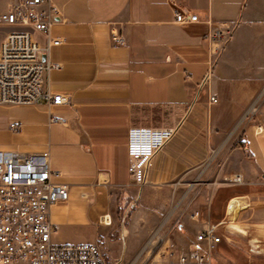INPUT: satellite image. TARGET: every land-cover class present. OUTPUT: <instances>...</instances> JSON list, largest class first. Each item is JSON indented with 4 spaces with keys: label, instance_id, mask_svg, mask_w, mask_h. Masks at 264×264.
Listing matches in <instances>:
<instances>
[{
    "label": "crops",
    "instance_id": "1",
    "mask_svg": "<svg viewBox=\"0 0 264 264\" xmlns=\"http://www.w3.org/2000/svg\"><path fill=\"white\" fill-rule=\"evenodd\" d=\"M51 1L50 34L28 30L43 48L62 41L43 57L61 65L48 87L67 103L0 105V150L48 151L54 182L70 185L51 211L54 241L142 264L170 216L179 249L216 225L211 264H264V0ZM177 11L199 21L178 23ZM15 29L0 26V47ZM133 126L176 130L143 187L128 173Z\"/></svg>",
    "mask_w": 264,
    "mask_h": 264
},
{
    "label": "built area",
    "instance_id": "2",
    "mask_svg": "<svg viewBox=\"0 0 264 264\" xmlns=\"http://www.w3.org/2000/svg\"><path fill=\"white\" fill-rule=\"evenodd\" d=\"M59 21V10L51 0H13L8 10L0 14V26L16 28L0 47V105L28 106L45 102L59 106L67 103L62 94L53 93L48 87L50 74L61 69V65L43 60L44 54L62 41L49 40L43 48L28 30L49 35ZM176 21L187 23L199 19L197 15L177 11ZM231 33L230 27L223 26L213 32L212 39L219 46ZM111 35L116 45H126L121 31L115 29ZM210 101L217 103L218 99L212 96ZM255 113L253 109L247 115ZM11 127L19 128L16 124ZM175 134L173 128L131 127L128 173L134 185L149 184L158 156ZM59 176L61 174L51 168L48 151L0 150V264H109L97 244H59L54 241L58 226L51 221V211L66 201L70 192V185L54 182ZM233 181L241 183L243 178L237 175ZM169 218L167 216L154 235L160 239L156 248L161 263L211 264V253L217 242L216 225L202 230L195 243L185 250L170 240L175 225H170L166 235H159L162 229L169 227Z\"/></svg>",
    "mask_w": 264,
    "mask_h": 264
},
{
    "label": "rangeland",
    "instance_id": "3",
    "mask_svg": "<svg viewBox=\"0 0 264 264\" xmlns=\"http://www.w3.org/2000/svg\"><path fill=\"white\" fill-rule=\"evenodd\" d=\"M13 0H0V12L5 11L8 6L12 3ZM1 14V13H0ZM263 95H264V90H263ZM165 219H167V216H165L162 221L157 225L156 229H154L151 234H150V239L155 235L156 231L159 230V227L163 224V222L165 221ZM172 224V222L170 221L168 223V225L170 226ZM88 233V232H87ZM86 234V233H85ZM160 236L164 235L161 233H159ZM149 239V240H150ZM147 249V248H146ZM145 249V250H146ZM147 252H149L148 257L146 258L145 264H162L161 263V258L159 256V252H158V248L156 249H152V247H148V249L146 250Z\"/></svg>",
    "mask_w": 264,
    "mask_h": 264
},
{
    "label": "bare ground",
    "instance_id": "4",
    "mask_svg": "<svg viewBox=\"0 0 264 264\" xmlns=\"http://www.w3.org/2000/svg\"><path fill=\"white\" fill-rule=\"evenodd\" d=\"M104 221L106 223H110V217L107 216ZM160 243V239L156 236H153L149 242V245L152 246L154 249L158 246V244Z\"/></svg>",
    "mask_w": 264,
    "mask_h": 264
},
{
    "label": "water",
    "instance_id": "5",
    "mask_svg": "<svg viewBox=\"0 0 264 264\" xmlns=\"http://www.w3.org/2000/svg\"><path fill=\"white\" fill-rule=\"evenodd\" d=\"M43 60H45V57H43Z\"/></svg>",
    "mask_w": 264,
    "mask_h": 264
}]
</instances>
